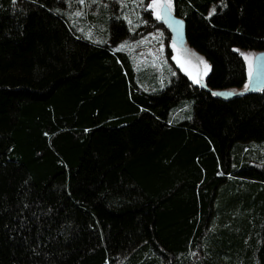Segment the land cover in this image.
<instances>
[{
    "label": "trees",
    "instance_id": "trees-1",
    "mask_svg": "<svg viewBox=\"0 0 264 264\" xmlns=\"http://www.w3.org/2000/svg\"><path fill=\"white\" fill-rule=\"evenodd\" d=\"M172 2L209 73L149 92L127 7L0 0V264H264V89L213 94L247 85L264 0Z\"/></svg>",
    "mask_w": 264,
    "mask_h": 264
},
{
    "label": "rangeland",
    "instance_id": "rangeland-1",
    "mask_svg": "<svg viewBox=\"0 0 264 264\" xmlns=\"http://www.w3.org/2000/svg\"><path fill=\"white\" fill-rule=\"evenodd\" d=\"M79 11L74 14V19L81 24L84 11L95 14L98 9L108 8L114 2L117 9L127 7L130 15L126 18L127 34L117 44V49L125 50L131 57L136 71V82L149 92L162 90L170 85L172 78L178 73L185 75L192 84H204L209 73V65L202 56L197 54L189 46L176 48L167 38L163 27L160 25V11L167 6L173 11L172 0H64ZM170 5V6H169ZM98 14V13H97ZM87 34L95 40L105 38L104 27L86 28ZM92 30L98 31V34ZM167 31V30H166ZM243 61L247 76L252 73L253 59L257 54L254 51L238 50ZM245 57H249L246 59ZM202 59L205 64H200ZM247 89V85L241 90H233L237 93Z\"/></svg>",
    "mask_w": 264,
    "mask_h": 264
},
{
    "label": "water",
    "instance_id": "water-1",
    "mask_svg": "<svg viewBox=\"0 0 264 264\" xmlns=\"http://www.w3.org/2000/svg\"><path fill=\"white\" fill-rule=\"evenodd\" d=\"M160 23L164 26L170 35L172 44L182 49L186 45L185 24L178 18L174 12L167 6H163L160 11ZM264 89V52L257 53L253 59L252 73L248 78V93H255ZM215 93H233L231 91H219ZM218 99L227 102L236 97V95H215Z\"/></svg>",
    "mask_w": 264,
    "mask_h": 264
},
{
    "label": "snow or ice",
    "instance_id": "snow-or-ice-1",
    "mask_svg": "<svg viewBox=\"0 0 264 264\" xmlns=\"http://www.w3.org/2000/svg\"><path fill=\"white\" fill-rule=\"evenodd\" d=\"M170 6V5H169ZM215 9H213V12L211 14H214ZM246 59H248L249 57H245ZM199 63L200 64H205V62L202 59H199ZM205 67H207V65L205 64ZM247 90V89H246ZM214 95H235L236 93H227V94H223V93H213ZM242 94V93H241Z\"/></svg>",
    "mask_w": 264,
    "mask_h": 264
},
{
    "label": "flooded vegetation",
    "instance_id": "flooded-vegetation-1",
    "mask_svg": "<svg viewBox=\"0 0 264 264\" xmlns=\"http://www.w3.org/2000/svg\"><path fill=\"white\" fill-rule=\"evenodd\" d=\"M160 25L163 27L162 29L165 31L167 38L171 41L169 33L166 31V29L164 28V26L161 23H160Z\"/></svg>",
    "mask_w": 264,
    "mask_h": 264
}]
</instances>
